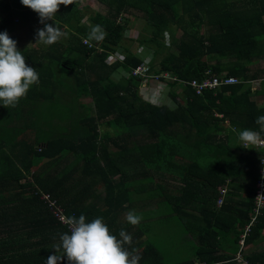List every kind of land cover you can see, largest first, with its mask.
Returning <instances> with one entry per match:
<instances>
[{
	"label": "trees",
	"instance_id": "16d2710c",
	"mask_svg": "<svg viewBox=\"0 0 264 264\" xmlns=\"http://www.w3.org/2000/svg\"><path fill=\"white\" fill-rule=\"evenodd\" d=\"M98 1L106 12L91 11L82 0L60 5L54 21L46 23L56 24L67 37L33 49L21 46L17 28L22 24L36 33L44 27L34 24L38 14L20 0H0V33L17 42L26 65L39 76L15 107L0 105V264H45L55 254L58 234H70L50 212L45 193L69 217L84 215L86 222L102 217L118 239L126 229L142 251L139 264H166L164 252L140 235L150 230L147 207L153 195L162 194V181L169 176L182 188L168 202L183 228L225 231L194 233L195 255L222 264L238 252L240 234L252 216L259 175L251 164L260 161L264 149L244 147L238 138L245 129L260 131L255 121L264 115L251 82L264 78V68L252 67L264 59L256 33L264 26V0ZM240 4L251 8L247 13L234 8ZM133 14L146 25L139 35L126 37ZM95 25L103 27L105 39L86 43ZM139 67L143 70L135 74ZM214 76H237L241 82L201 90L190 83L196 79L201 85ZM144 82L169 87L175 105L142 97ZM47 126L57 131L47 134ZM29 131L36 135L34 142L22 136ZM229 166L232 171L225 174ZM229 175L248 176L249 182L238 185L233 177L227 183ZM147 184L150 188L139 193ZM225 184L226 200L218 204L219 187ZM196 191L208 194L193 208L202 217L185 218L193 203L183 199ZM136 202L141 203L137 212L132 210ZM129 211L142 216L138 225L122 220ZM170 226L165 220L153 232L165 236ZM217 235L232 243L229 254H215L219 247L212 236ZM241 253L249 262L264 264V210ZM58 264H68L67 258Z\"/></svg>",
	"mask_w": 264,
	"mask_h": 264
},
{
	"label": "clouds",
	"instance_id": "9594fccd",
	"mask_svg": "<svg viewBox=\"0 0 264 264\" xmlns=\"http://www.w3.org/2000/svg\"><path fill=\"white\" fill-rule=\"evenodd\" d=\"M20 2L36 12L40 23L44 25L36 32V43L52 45L67 37V32L61 31L56 24L53 27L46 21H54L59 6H68L73 0H20ZM105 36L103 27L95 25L91 27L85 42H100ZM38 83L37 71L26 65L24 55L17 49V42L10 38L6 31L0 33V105L6 108L15 107L26 96L30 87ZM255 123L260 126V131L245 129L238 133V138L245 147L264 146V136L261 135L264 133V115L258 116ZM125 219L135 226L141 222L142 216L129 211ZM65 222L70 234L69 232L58 234L59 243L54 244L52 248L55 254L49 255L45 264H58L65 257L68 264H139L140 256L135 254L136 249L129 251L125 247L131 245L132 236L124 229L119 231L118 239L116 235L110 233L102 217L86 222L84 215H80L78 219L71 216Z\"/></svg>",
	"mask_w": 264,
	"mask_h": 264
},
{
	"label": "crops",
	"instance_id": "0c3cea01",
	"mask_svg": "<svg viewBox=\"0 0 264 264\" xmlns=\"http://www.w3.org/2000/svg\"><path fill=\"white\" fill-rule=\"evenodd\" d=\"M247 2H248V0H247ZM234 8H242V9L245 8L244 12L247 13V11L251 8V6L250 5H244L243 6V4H240V5L234 6ZM262 17L264 18V16H262ZM263 23H264V21H263ZM256 33L259 36L260 46L264 47V26H259ZM260 60H262L264 62V59H258L257 62ZM257 66L258 67H256V65L252 64L253 69L264 68V65H262L260 67L257 64ZM234 77H237V76H234ZM251 82H252V91L255 92V99L258 101V103L262 107H264V78L261 77L257 80L251 81ZM153 85H156V83H154ZM228 85H230V84H228ZM215 114L219 117L223 116L222 114L217 113L216 111H215ZM228 122L229 121L226 120L224 123L227 124ZM29 127H31V126H29ZM29 134H30V131L27 133V135L25 133V135H22V136L25 137L30 142H34L36 139V135H29ZM43 136H48V135H43ZM219 136L224 137V138L226 137V135H219ZM233 137H234V135L231 136V138H233ZM232 140L236 141L235 137ZM238 142H239V140H238ZM239 144L242 145L241 141ZM242 146H244V145H242ZM247 147L259 149L260 146H255V147L247 146ZM262 148H264V147H262ZM196 150L198 152H200V149H196ZM261 153L263 154L262 157H264V149H262ZM261 158H260V161L256 162V164H251V166H253L251 171L252 172L254 171L253 173H257V175H260L259 174V168L261 165ZM173 170H174L173 168L168 169V171H173ZM224 170H225V174H228V173H231L232 168L229 166V167H225ZM233 177L235 178V180H234L235 183H238V185L249 182L248 176H245L244 178H242L239 176L229 175V177L227 178V183L231 184L232 183L231 178H233ZM258 178H257V180H258ZM166 180L167 181H165V182L162 181V186H165V189L163 190L162 194L153 195L154 198H156V199H155L154 203H150V205L147 207V212L149 213V220L147 223L150 224V226L152 227V230H151L150 226H147L146 230L147 229H150V230H147L144 235L142 234L140 236L142 237V239L144 238V240H146L145 242L151 243L152 245L156 246L158 249L162 250L163 248L159 247L157 242H159V241L162 242V240H160V239L162 238L163 235L162 234H155L153 232L154 227L158 224L163 225L165 220H170L171 221V226H170L171 232H169L167 234V239H166L167 244L164 245L165 248H164V250H162L164 252V255H165L164 257L166 258L165 259L166 264H194L195 262L207 263L206 261L200 260L199 257L195 255L196 250H197V246H199L198 245L199 242L197 241V237H200L201 235H207V234L215 232V231L218 232L219 234L223 235L225 233V231L224 230L219 231V228H218V230H216L214 228L209 229L208 227L203 228L204 226L203 227L195 226L193 228L195 230H193V233H192V232H188L186 230V228H183V225H182L180 219L178 218V216L173 211V209H174L173 205L171 208L169 205V202H168L169 197H171L172 195H178L181 192L182 188L180 187L179 182L176 179H174L172 176H169L168 179H166ZM252 184H253V180L251 181L250 185H252ZM255 184H256V182H255ZM149 188H150V184H147L145 186H142L138 190V192L143 193V192L147 191ZM221 188L226 189V192H225V195L223 198V202H225L227 192H228L227 184H225L224 186H220L219 191ZM254 188H255V186H254ZM199 193H200L199 191H196L193 194V198H184L183 199V201H188V202L193 203L192 206L189 208L190 213H184L183 214V216L185 218L195 219V218L202 217V214L198 210H195L193 208H196V204L198 202H201L202 198H203V200L207 199L206 195L208 196V194L199 195ZM220 196H221V191H220V195L218 196V199ZM218 199H217V203H218ZM140 205H141V203L136 202L134 207L132 208V210L137 212L138 208H140ZM126 214L127 213H125V215H122V220H125ZM245 225H247V224H245ZM244 228H245V226H244ZM124 230L126 231V229H124ZM190 230H192V227H190ZM159 231H161V230H159ZM243 231L241 232L240 238L238 241V245H239L238 252L236 253V255L233 258H230L228 260H224L222 262V264H243V260H247L246 257L244 255H242V253H241V251H243V254H244V249L246 247V238L244 240V244L241 245V240H242L241 238H242ZM194 233L197 234V237L194 235ZM217 236L218 237L212 236V238H213L212 242H214L215 245L219 247V249H218L219 251L215 252V254H222V253L229 254L230 253L229 250L231 251V249L233 247L232 243H230V244L223 243V242H221L220 236L219 235H217ZM132 241H133V239H132ZM254 245L255 244H252L250 246V248L255 247ZM258 245H260V244H258ZM126 248L129 251H131L132 249H136L135 254L139 255L141 258L142 251L140 249H137L136 247H134L133 242L131 243L130 246H126ZM209 264H211V263H209Z\"/></svg>",
	"mask_w": 264,
	"mask_h": 264
},
{
	"label": "rangeland",
	"instance_id": "374dc122",
	"mask_svg": "<svg viewBox=\"0 0 264 264\" xmlns=\"http://www.w3.org/2000/svg\"><path fill=\"white\" fill-rule=\"evenodd\" d=\"M82 1H83V4L87 5V7H89V9L91 11L106 12L105 5L98 0H82ZM263 20H264V18H263ZM39 22H40V20H37V21H35L34 24H37ZM145 25H146V22H145V20L140 18V15L133 14L130 18V21H129V26H128L129 29H128V33H127L126 37H133V36L139 35V33L143 30ZM203 30H204V28L203 29L201 28L200 32ZM35 36H36V33L34 31L29 30L27 27L23 26L22 24H18L17 37L19 39L21 46H28L29 48H33V49H39L42 46H45L42 43H38V42L36 43ZM257 64L261 67L262 65H264V62L262 60H260L257 62ZM153 84L149 85V83L144 82L141 85L142 88L140 89L141 96L145 97V99H149L152 102L167 103L169 105L174 106L175 105L174 102L172 101V99L168 95L169 87L164 86L163 83L160 85H157V84L153 85ZM101 130H104V126H101ZM56 131H57L56 127H53V126H51V127L47 126L44 130V132H46L47 134H50V135L54 134V132H56ZM250 234H251V232L249 233V235ZM249 235H247L246 238ZM161 239H162V242L159 241V242H157V244L159 247L163 248L162 250H164V248H165L164 245L167 244L166 243L167 234L165 236H163Z\"/></svg>",
	"mask_w": 264,
	"mask_h": 264
},
{
	"label": "built area",
	"instance_id": "2783aa9c",
	"mask_svg": "<svg viewBox=\"0 0 264 264\" xmlns=\"http://www.w3.org/2000/svg\"><path fill=\"white\" fill-rule=\"evenodd\" d=\"M143 70L142 67H139L134 73H140ZM241 80L238 77H234V76H214V77H206L205 79H203V81H201V85H199L197 82V80H192L190 83L191 85H193L194 87H198L199 90L203 89V88H215V87H219L221 85H228V84H234V83H239ZM185 83H188L187 81H185ZM259 178L256 181L255 184V191H254V206L252 209V216L250 221L247 223V225H245L243 234H242V240H241V245L244 244V240L246 238L247 235H249V233L252 231V227L255 224V222L257 221V219L262 215L263 213V209H264V157L261 158V165L259 168ZM221 196L218 199V204H222L223 203V198L226 192L225 188H221ZM50 207V212L53 213V215L57 218V220L64 224H66V219L69 217L65 210H64V206H62L60 203H58V201L56 199H52L51 195L49 193H45L43 196ZM68 226V225H67ZM69 229V227H68ZM70 230V229H69ZM241 254V253H240ZM194 264H207L205 262H195ZM243 264H255L253 262H249L248 260H243Z\"/></svg>",
	"mask_w": 264,
	"mask_h": 264
},
{
	"label": "bare ground",
	"instance_id": "6f19581e",
	"mask_svg": "<svg viewBox=\"0 0 264 264\" xmlns=\"http://www.w3.org/2000/svg\"><path fill=\"white\" fill-rule=\"evenodd\" d=\"M147 69V68H146ZM148 72V71H147ZM135 76V75H134ZM145 77V76H144Z\"/></svg>",
	"mask_w": 264,
	"mask_h": 264
}]
</instances>
